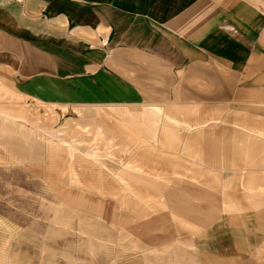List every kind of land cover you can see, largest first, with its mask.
Instances as JSON below:
<instances>
[{"label": "rangeland", "instance_id": "obj_1", "mask_svg": "<svg viewBox=\"0 0 264 264\" xmlns=\"http://www.w3.org/2000/svg\"><path fill=\"white\" fill-rule=\"evenodd\" d=\"M243 1L264 27V0ZM126 115L84 122L0 78V264H264V117L190 158L182 133L130 147L134 136L112 126ZM169 190L213 202L218 215L176 220Z\"/></svg>", "mask_w": 264, "mask_h": 264}, {"label": "crops", "instance_id": "obj_2", "mask_svg": "<svg viewBox=\"0 0 264 264\" xmlns=\"http://www.w3.org/2000/svg\"><path fill=\"white\" fill-rule=\"evenodd\" d=\"M0 78L84 122L130 112L112 125L134 136L130 147L182 133L192 158L202 151L194 148L236 140L238 122L264 117V27L243 0H0ZM188 198L168 191L176 220H214L213 202ZM184 208L197 218L177 211Z\"/></svg>", "mask_w": 264, "mask_h": 264}]
</instances>
